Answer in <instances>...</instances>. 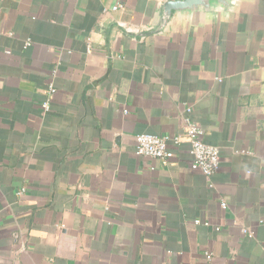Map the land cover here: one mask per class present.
Wrapping results in <instances>:
<instances>
[{
    "label": "crops",
    "instance_id": "1",
    "mask_svg": "<svg viewBox=\"0 0 264 264\" xmlns=\"http://www.w3.org/2000/svg\"><path fill=\"white\" fill-rule=\"evenodd\" d=\"M162 1L0 0V264H264V0L148 34Z\"/></svg>",
    "mask_w": 264,
    "mask_h": 264
},
{
    "label": "built area",
    "instance_id": "2",
    "mask_svg": "<svg viewBox=\"0 0 264 264\" xmlns=\"http://www.w3.org/2000/svg\"><path fill=\"white\" fill-rule=\"evenodd\" d=\"M121 4H116L111 7L112 10L121 7ZM29 41L25 42V46L29 45ZM49 96L55 92L53 85H49ZM43 111L49 110L50 101L46 98L41 103ZM186 113L183 116V135L189 143V152L191 159L189 166L192 170L198 171L208 179L216 173L220 167V149L216 145L209 144L204 140V130L190 117L191 108H186ZM181 141L180 135L159 136L149 132H142L135 135L134 151L137 155L159 160L163 165L168 163L169 145H177ZM22 189L19 191V194ZM221 206L226 207V202L221 201ZM195 223L201 221L196 219ZM207 224V222H204ZM243 233L248 236L252 235V231L247 228L242 229ZM206 259L210 260L212 255L210 252L205 253Z\"/></svg>",
    "mask_w": 264,
    "mask_h": 264
},
{
    "label": "water",
    "instance_id": "3",
    "mask_svg": "<svg viewBox=\"0 0 264 264\" xmlns=\"http://www.w3.org/2000/svg\"><path fill=\"white\" fill-rule=\"evenodd\" d=\"M237 1L239 0H163L147 33L156 34L163 31L174 15L194 17L228 15L233 11Z\"/></svg>",
    "mask_w": 264,
    "mask_h": 264
}]
</instances>
